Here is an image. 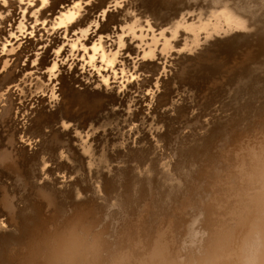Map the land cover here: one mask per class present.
Returning <instances> with one entry per match:
<instances>
[{
	"label": "bare ground",
	"instance_id": "6f19581e",
	"mask_svg": "<svg viewBox=\"0 0 264 264\" xmlns=\"http://www.w3.org/2000/svg\"><path fill=\"white\" fill-rule=\"evenodd\" d=\"M64 1L63 0V5H64ZM81 1V0H80ZM84 1V0H83ZM106 1V0H104ZM129 3L127 2V4H129V6H125L127 8H134L135 14L136 16L133 17L132 19V23H131V19L127 20L125 19V21L130 22L129 24L131 25V29L134 30H142V34L140 32V36H141V43L140 44H144L142 42H144V40H147V36L148 33L150 32V34L157 29L159 31V35L156 34H151L152 36H150L149 42L147 46L151 52L149 53H145V58L143 56V59H149L148 63H145L141 65V69L139 70H149V72L152 73V78L149 79H145L144 83H152L155 82L156 85H158V83H160V80L158 78V76L162 75V74H166L164 72L165 70V65H159L156 62H151V60H155V58L158 57L159 60L165 61L167 63V60H169V56L173 55L172 51L177 49H181L182 51H185L186 53H193L195 51H198L199 48H203L206 47L207 44L210 43L211 39H217L218 36H233L238 37L241 32L247 31L250 29L251 27V22L248 19V17L245 14V10L244 7L240 4L241 0H214L213 4H211L209 7L207 8H193V7H188V6H183L177 8L175 11L170 12L169 13V9H167L168 7H164L165 5H169L171 3L172 0H128ZM259 1V0H258ZM62 2V0H61ZM66 2V1H65ZM85 2V1H84ZM96 2V1H95ZM108 2V1H107ZM105 2V3H107ZM109 2H111V0H109ZM113 2V1H112ZM111 2V4H112ZM117 0H116V5H117ZM69 3V2H67ZM77 3V2H76ZM98 3V2H97ZM99 3H101V0L99 1ZM98 3V4H99ZM104 2H102L101 4L107 5ZM114 3V2H113ZM119 4V2H118ZM183 4V3H182ZM70 5V4H68ZM73 5V4H72ZM83 5V4H82ZM190 5V4H189ZM241 5V6H240ZM65 6V5H64ZM100 6V5H99ZM98 6V7H99ZM103 6V5H102ZM67 7V6H66ZM70 7V6H69ZM83 7V6H82ZM92 7V6H91ZM94 7H97L96 5ZM97 7V8H98ZM108 7V6H107ZM103 9V7H101ZM100 8V9H101ZM106 8V7H105ZM176 8V7H175ZM118 10V9H117ZM92 11V10H91ZM95 11V9H94ZM93 11V12H94ZM129 11V9H128ZM127 11V12H128ZM133 11V10H132ZM131 11V12H132ZM79 12V11H78ZM86 12V11H85ZM126 10H125V14L123 12H121V15H126ZM166 12L164 15L163 13ZM73 13V12H72ZM70 16L65 17V19H68V22H71L70 19H74V13ZM90 13V11H89ZM95 13V12H94ZM106 13V11H105ZM130 13V12H129ZM134 13V11L132 12ZM76 14V13H75ZM81 14V13H80ZM97 14V13H95ZM120 14V13H119ZM128 14V13H127ZM89 15V14H88ZM86 15V16H88ZM113 16V14H111ZM115 18L116 13H114ZM120 15V16H121ZM85 16V17H86ZM90 16V15H89ZM88 16V17H89ZM94 16V15H93ZM109 18L115 19L112 16L108 15ZM107 16V18H108ZM120 16L117 17V19H120ZM129 16V15H127ZM86 17V18H88ZM98 17V16H97ZM132 17V16H131ZM91 18V16H90ZM93 19H95V17H92ZM130 18V16L128 17V19ZM64 19V20H65ZM81 19H85V18H81ZM97 19V18H96ZM110 20V19H109ZM120 23L122 22V17L120 19ZM124 20V19H123ZM84 21V20H83ZM87 21V19L85 20ZM92 21V20H91ZM90 21V22H91ZM95 21V20H94ZM93 21V22H94ZM113 21V20H112ZM112 21H108L109 23L111 22V24L114 26V24L112 23ZM115 21V20H114ZM124 21V22H125ZM75 22V20H74ZM98 22V21H97ZM116 25L117 24V21ZM72 23V22H71ZM70 23V24H71ZM82 23V22H81ZM85 23V22H84ZM89 23V20L88 22ZM86 23V24H87ZM105 22L104 23V27L107 25V29L113 28V26L109 25V23ZM119 23V21H118ZM85 24V25H86ZM90 24V23H89ZM88 24V25H89ZM92 24V23H91ZM90 24V25H91ZM93 24H97L100 25V23H93ZM92 24V25H93ZM106 24V25H105ZM122 24V23H121ZM125 23H123L124 25ZM64 25V24H63ZM66 25V24H65ZM79 25V24H78ZM84 25V24H83ZM82 25V26H83ZM84 25V26H85ZM109 25V27H108ZM115 25V26H116ZM126 25V24H125ZM128 25V26H130ZM146 25V26H145ZM72 26V25H71ZM74 26H77L74 25ZM74 29H77V27H74ZM81 26V25H80ZM102 26V25H101ZM117 26L115 29H117ZM122 26V25H121ZM143 26H145L146 28H144ZM86 27V26H85ZM98 27V26H97ZM125 27V26H124ZM65 28V26H64ZM72 28V27H71ZM89 26L86 27V30L89 31ZM95 28V27H94ZM94 28H92L94 30ZM120 28V27H119ZM118 28V29H119ZM129 28V27H128ZM127 25L125 27L126 30H128ZM129 28V30H131ZM81 29H84L83 27ZM103 29V28H101ZM98 30V32H103L104 30ZM105 29V33L106 30ZM124 29V28H123ZM146 29V31H145ZM70 30V29H69ZM122 30V29H121ZM155 30V31H157ZM72 31V30H70ZM78 31V30H75ZM85 30H83L84 32ZM92 31V30H91ZM120 31V30H119ZM132 31V30H131ZM157 31V32H158ZM73 32V31H72ZM108 32V31H107ZM113 32V31H112ZM112 32L110 33V35L112 34ZM124 32V31H123ZM122 32V33H123ZM137 32V31H136ZM146 32V33H145ZM89 33V32H87ZM120 33V32H119ZM127 33H130L127 31ZM103 34V33H102ZM101 34V35H102ZM131 34V33H130ZM133 34V33H132ZM138 34V32H137ZM85 37H89L91 38V35H87L86 33L84 34ZM95 35V34H94ZM97 35V34H96ZM99 35V34H98ZM100 35V36H101ZM109 35V34H108ZM109 35V36H110ZM119 35V34H117ZM129 35V34H128ZM124 36V35H123ZM134 36V34H133ZM139 36V35H138ZM79 37V35H78ZM136 37V36H135ZM74 38V37H73ZM76 38V37H75ZM84 38V37H83ZM95 38V37H94ZM99 38V36H98ZM102 38V37H101ZM123 38V37H122ZM262 38V37H261ZM79 39L81 40V38L79 37ZM78 39V40H79ZM85 39V38H84ZM87 41L89 42L88 38H86ZM85 39V40H86ZM97 40V37L95 38ZM140 39V38H139ZM133 40V39H132ZM135 40V39H134ZM92 42L94 41L91 40ZM116 41V40H115ZM120 41V40H119ZM129 41V40H128ZM138 40L136 39V42ZM84 42V41H83ZM86 42V41H85ZM86 42V45L87 43ZM98 42V41H96ZM101 45L103 43V41H100ZM122 42V41H121ZM126 42V40L124 41ZM130 42V41H129ZM21 43V42H20ZM99 43V42H98ZM116 43V42H114ZM114 43L111 44L110 48L111 49L114 45ZM119 43V42H118ZM127 43V42H126ZM125 43V44H126ZM260 43V42H259ZM75 44V43H74ZM83 44V43H82ZM94 44V43H93ZM124 44V45H125ZM128 44V43H127ZM134 44V43H133ZM147 45V42L145 43ZM51 45V44H50ZM78 45V44H77ZM96 45V44H95ZM94 45V46H95ZM100 45V46H101ZM138 45V44H137ZM160 45H162V49L160 51ZM216 45V44H215ZM73 46V45H72ZM76 46V45H75ZM89 46V44L87 45ZM93 46V47H94ZM97 46L99 47V45L97 44ZM104 46H108V42L107 44L105 43V45H103V50L106 49L104 48ZM123 46V45H122ZM133 46V45H132ZM139 46V45H138ZM141 46V45H140ZM160 48H159V47ZM263 46V45H262ZM74 47V46H73ZM77 47V46H76ZM83 47V46H82ZM82 47L80 46V48L82 49ZM85 47V46H84ZM83 47V48H84ZM92 47V44L90 43V49ZM102 47V46H101ZM100 47V48H101ZM116 47V46H115ZM129 47V46H128ZM144 47V45H143ZM142 47V48H143ZM155 47L159 48V54L155 53L156 55H154V52L152 51ZM29 48V47H28ZM50 48H52L51 50H53V47L50 46ZM75 48V47H74ZM95 48V47H94ZM119 48H121L120 44H119ZM134 48V46H133ZM141 48V47H140ZM208 48V47H207ZM214 48V47H213ZM216 48V47H215ZM86 49V47H85ZM93 49V48H92ZM96 49V48H95ZM107 49L106 52H109ZM114 49H118L114 48ZM130 49V48H129ZM145 49L147 50V48L145 47ZM144 49V50H145ZM253 49V48H252ZM258 49V48H257ZM262 49V48H261ZM26 50V49H25ZM24 50V52H22L23 54L26 53L25 55H27V52ZM30 50V49H29ZM36 50V49H34ZM48 50V49H47ZM46 50V51H47ZM55 50V49H54ZM87 50H89L87 48ZM97 50V49H96ZM96 50H92L95 51ZM102 50V48H101ZM99 50V51H101ZM122 50V49H121ZM133 50V49H132ZM134 50H138L136 49V47L134 48ZM141 50V49H140ZM140 50H138V52H140ZM145 50V51H146ZM156 50V48H155ZM226 50V49H225ZM256 50V49H255ZM31 51V50H30ZM50 51V50H49ZM48 51V53H50ZM76 50H74L73 52H75ZM86 51V50H85ZM127 51V50H126ZM131 51V49H130ZM135 51H131L132 53H134ZM245 51V50H244ZM249 50H247L246 52H248ZM80 52V51H79ZM78 52V53H79ZM88 52V51H87ZM86 52V53H87ZM98 52V50H97ZM102 52V53H101ZM100 54L101 56L103 55V51H101ZM105 52V54H106ZM250 52V51H249ZM22 53H21V57H22ZM47 53V52H45ZM47 53V55H49ZM77 53V52H76ZM83 53V52H82ZM80 52V54H82ZM111 53V52H110ZM109 55L111 56L112 54ZM119 53V51L117 52V54ZM142 53V51H141ZM217 53V52H215ZM252 53V51L250 52ZM55 54V53H54ZM94 54V53H93ZM126 54V53H125ZM137 54V53H136ZM135 54V55H136ZM248 54V56H247ZM246 56L243 52L244 57H248L249 59V53H247ZM45 55V56H47ZM51 55V54H50ZM49 55V56H50ZM92 55V53H91ZM95 55V54H94ZM108 55V54H106ZM105 58H108L106 57ZM113 55H116L113 54ZM177 55H180V53H177ZM214 55V54H213ZM242 55V54H241ZM255 55V54H254ZM29 56V55H28ZM27 56V57H28ZM90 56V55H89ZM88 56V58H89ZM208 56H210V53L208 54ZM226 56V55H225ZM18 57V56H17ZM24 57V56H23ZM22 57V58H23ZM26 57V56H25ZM54 57V56H53ZM52 57V58H53ZM74 57V56H73ZM81 57V56H80ZM78 57V58H80ZM86 57V56H84ZM83 57V58H84ZM103 57V56H102ZM101 57V59H102ZM113 57V56H112ZM111 57V59H112ZM181 57V56H180ZM212 57V56H211ZM235 57V55H234ZM10 58V57H9ZM21 58V59H22ZM29 58V57H28ZM31 58V57H30ZM34 58V56H33ZM36 58V57H35ZM45 58V57H43ZM42 58V60H43ZM48 57H46L47 59ZM51 58V59H52ZM93 58H95L94 56L91 57L92 60ZM98 58V57H97ZM96 58V59H97ZM100 58V56H99ZM98 60H101L99 59ZM183 58H186L187 60L190 59L188 56L184 55ZM199 58V56L197 57ZM226 58V57H225ZM246 58H244L243 60L245 61ZM251 58L252 55H251ZM12 59V58H11ZM20 59V58H18ZM109 59V58H108ZM110 59V60H111ZM203 59V58H202ZM235 59V58H234ZM237 59V58H236ZM247 59V60H248ZM50 60L49 58L47 59V61ZM83 60V59H82ZM87 60V59H86ZM104 60V57L103 59ZM106 60V59H105ZM104 60V61H105ZM176 60V59H175ZM180 60V59H179ZM200 60V58H199ZM210 60V59H209ZM229 60V59H228ZM240 60V59H239ZM253 60V59H252ZM256 60V59H255ZM23 62V60H20ZM44 61L46 62V60L44 59ZM56 61V60H55ZM75 61V60H74ZM95 61V59H94ZM92 60V63L94 62ZM103 61V63H104ZM109 61V60H108ZM108 61L107 66L108 65ZM115 61H118L115 60ZM114 60L111 61V63L114 64L115 62ZM202 61V60H201ZM205 61V60H204ZM238 61V60H237ZM236 61V62H237ZM242 61V63L244 62ZM250 61V60H249ZM52 62V60L50 61ZM97 62V61H96ZM175 62V61H174ZM207 62V60H206ZM222 62V61H221ZM255 62V61H254ZM264 62V61H263ZM7 63V62H6ZM19 63V62H18ZM17 63V66L19 68H21ZM21 63V62H20ZM48 63V62H47ZM75 64V62H73ZM92 63L90 61V64L92 66ZM100 63V61H99ZM128 63V62H127ZM183 63V62H182ZM190 63V62H189ZM211 63V62H210ZM220 63V62H219ZM234 63V62H232ZM247 63V62H246ZM245 63V64H246ZM251 63V62H250ZM49 64V63H48ZM70 64V63H69ZM84 64V63H83ZM82 64V65H83ZM86 64V63H85ZM89 64V63H88ZM103 64V65H104ZM111 64V65H113ZM165 64V63H164ZM173 65L175 63H172ZM228 64V63H227ZM50 65V64H49ZM56 65V63H55ZM94 65V64H93ZM104 65V66H105ZM179 65V64H177ZM208 65V63H207ZM211 65V64H210ZM217 65V64H216ZM219 65V64H218ZM229 65V64H228ZM240 65V64H239ZM243 65V64H241ZM16 66V65H15ZM16 66V67H17ZM30 66V65H29ZM28 66V67H29ZM68 66V65H67ZM80 66V64H79ZM86 66V65H85ZM88 66V65H87ZM90 66V65H89ZM135 66V65H134ZM133 66V67H134ZM170 66V65H169ZM180 66V65H179ZM178 66V67H179ZM182 66V65H181ZM180 66V68H182ZM184 66V65H183ZM226 66V65H225ZM238 66V64L236 65ZM96 66L94 65V69ZM102 67V66H101ZM100 67V69H101ZM175 67V66H174ZM198 67V66H197ZM205 67V65H204ZM235 67V65H234ZM239 67V66H238ZM75 68V67H74ZM104 68V67H103ZM106 68V67H105ZM112 68V66H111ZM177 68V66H176ZM226 68V67H224ZM232 68V67H231ZM237 68V67H236ZM240 68V67H239ZM12 69V68H11ZM63 69V68H62ZM88 69V68H87ZM108 69V68H106ZM113 69V68H112ZM172 69V68H171ZM227 69V68H226ZM13 70V69H12ZM44 70V69H43ZM67 70V69H66ZM136 71V69H134ZM169 70V69H168ZM180 70H184V69H180ZM191 70V68H190ZM61 71V70H60ZM69 71V70H68ZM67 71V72H68ZM93 71V70H92ZM90 71V72H92ZM101 71V70H100ZM99 71V72H100ZM122 71V70H121ZM186 71V70H185ZM198 71V70H197ZM207 71V70H206ZM216 71V70H215ZM232 71V70H231ZM230 71V72H231ZM234 71V70H233ZM241 71V70H240ZM14 72H17L14 71ZM13 72V73H14ZM19 72V71H18ZM32 72V71H31ZM55 72V71H53ZM80 72V71H79ZM95 72V71H94ZM112 72V71H111ZM124 72V71H123ZM127 72V71H126ZM130 72V71H129ZM128 72V73H129ZM144 72V71H143ZM179 72V70H178ZM193 72V71H191ZM190 72V74H191ZM196 72V71H195ZM226 72V71H225ZM10 73V72H9ZM48 73V72H47ZM74 75L75 71L73 72ZM77 73V72H76ZM98 73V70H97ZM104 73V72H103ZM102 73V75H104ZM146 73V72H145ZM175 73V72H174ZM184 73V72H183ZM180 74V75H183ZM197 73V72H196ZM240 73V72H239ZM64 74V73H63ZM62 74V75H63ZM87 74V73H86ZM94 74V73H93ZM100 74V73H98ZM115 74V72H114ZM122 74V73H121ZM147 74V73H146ZM149 74V73H148ZM169 74V73H168ZM167 74V75H168ZM177 74V73H176ZM201 73H199L200 75ZM211 74V73H209ZM213 74V73H212ZM230 74V73H229ZM7 75V74H6ZM14 75V74H13ZM65 75V74H64ZM69 75V74H68ZM68 75L66 77H68ZM73 75V76H74ZM97 75V74H96ZM95 75V76H96ZM102 75H99L102 76ZM137 75V74H136ZM142 75V74H141ZM151 75V74H150ZM174 75V74H172ZM89 76V75H88ZM113 76V75H112ZM126 76V74H125ZM124 76V77H125ZM169 76V75H168ZM186 76V75H185ZM190 76V75H189ZM194 76V75H193ZM196 76V74H195ZM194 76V77H195ZM198 76V75H197ZM206 76V74H205ZM221 76V75H220ZM225 76V74H224ZM8 76H6V78L4 80L7 79ZM65 77V76H61ZM65 77V78H66ZM70 77V76H69ZM91 77V76H90ZM122 77V76H121ZM123 77V78H124ZM142 77V76H141ZM155 77H157L156 79H154ZM163 77V76H162ZM175 77V76H174ZM216 77V76H215ZM244 77V76H243ZM60 78V77H59ZM64 78V79H65ZM74 78V77H73ZM131 78V76H130ZM145 78V77H143ZM164 78V77H163ZM178 78V77H177ZM176 78V79H177ZM219 78V77H217ZM229 78V77H228ZM67 79V78H66ZM72 79V77H71ZM89 79V77H88ZM92 79V78H91ZM90 79V80H91ZM126 79V78H125ZM181 79V78H180ZM191 79V78H188ZM195 79V78H194ZM197 79V77H196ZM7 80H12V78L8 77ZM58 80V79H57ZM74 80V79H73ZM96 80V79H95ZM109 80V79H108ZM169 80V79H167ZM179 80V79H178ZM183 80V79H182ZM185 80V78H184ZM199 80V78H198ZM204 80V79H202ZM210 80V79H209ZM219 80V79H218ZM228 80V79H227ZM236 80V79H235ZM15 81V80H14ZM19 81V80H18ZM54 81H56L54 79ZM53 81V83H55ZM64 81V80H62ZM66 82H69L67 80H65ZM77 81V80H76ZM75 81V82H76ZM143 81V80H141ZM192 81V80H191ZM188 80V82H191ZM196 81V80H195ZM213 81V80H212ZM223 81V80H222ZM3 82V81H2ZM10 82V81H9ZM12 82V81H11ZM39 82V80H38ZM37 82V83H38ZM75 82H73L75 84ZM97 82V81H96ZM180 82V81H179ZM178 82V83H179ZM193 82V81H192ZM200 82V81H199ZM204 82V81H203ZM210 82V81H209ZM214 82V81H213ZM220 82V81H219ZM225 82V81H224ZM223 82V83H224ZM7 83V82H6ZM40 83H42L40 81ZM62 83V82H61ZM60 83V84H61ZM65 83V82H64ZM63 85V88L61 90V92H59V94L62 96V103L60 105V108L58 110V112L56 113H47L46 116H50L52 115L54 117V119H50L48 120L45 116V119H47L45 121V123H42V121H44L45 119H39V117L36 118V120H38V124L39 121L41 122V124H39V132H37V127L30 128V131L28 132V128H27V124L29 125L30 119L28 117H26L24 110L22 111H18L20 109V107H18V105L16 104V100H13V97L15 96L14 93L11 92V94L8 92L7 98L6 100H2V103H5L4 107H0V115L4 118L3 115H5V117L7 116V114H11L9 116L10 119H2L0 118V127H1V133L2 134L4 132V136H3V140L0 142V209L2 210V208L5 209V211L7 212L6 217L2 214H4L3 212L1 213L0 210V222H7V226H11L10 224H13L12 227L15 228L16 233L14 232H10V238L13 242H14V246L15 247H11L10 245V249H7V251H4V256H3V260L2 263L0 264H35V262L38 259V249H37V242L40 240L41 237H43L46 234H51L55 231H57L58 229L64 227L69 221L73 220L74 218H76L79 214H80V210L82 208H86L88 209V222H89V226L92 228V230L94 232H97L103 241V245H104V251L107 255L108 258L111 257H123L126 261V264H207L208 261L211 260H218L219 264H239V261L243 255V253L241 252L240 249V241L243 240L248 234L249 232L252 230V226L253 223L255 221H257L260 216H261V208H262V198H264V118H262V121L258 120L260 123V125H256L253 124L254 126L249 127V129L246 131H240L238 133V131L233 133H229L230 135L228 137L224 138V135L222 136L223 138H221L220 134H218L220 136L219 139L221 140V147H215L212 141L210 142V140H208L210 143L207 145V147L203 146L204 149H201L203 151H201V159H199V161L197 162L199 165V171H198V175H195L196 177L190 175L187 177L188 182L184 183L183 185L185 186V188H181L183 189V191L179 190L177 192L174 193H170L166 195L165 198H167V201H165L163 198L164 194L162 195V198L160 197V199H162L163 201H161L158 197H155L154 194L152 193L153 191H151L152 189L149 187V185H140L141 189H139V196H136L138 198L134 199L131 196L133 195V191H131L129 188V186L126 187H121L122 189H124V193L122 195L118 194L117 196L114 197V194L116 193V188H118L116 185V183H114V180H110L109 178L105 180H101L103 182V186L102 183L101 184V190L102 193L104 195V198H101L103 201L105 202H110L112 200L115 199V203H111L112 207L110 209V211H106L105 207L103 206L102 203L99 202V197H97V199H93L94 197H91V195L86 194V190L83 192H81L80 190L78 191L77 189H75L76 187H74L73 189H70V191H64L67 192L64 195V198L66 197V200H61V202H59L58 198H56L54 195L49 194V189L50 188H45V189H39L36 192L37 189V185L35 188V192L34 194H30V191H32V188L28 187V185L33 184L32 182H30V180L33 181L34 179L37 180V178H40L39 176H37L38 174L36 173L38 168L34 167L33 164V157L31 155L32 152H29V146H26L22 140H25V143H31V138L34 136V133H42L43 135H45L44 139H49L47 135L52 134V137L48 140H52V147H63L60 146L63 142V140H66V138H63V140H61L60 136L56 137L55 135H59V134H55L54 136L57 139V143L56 141L53 142V140L55 139L53 136V133L57 132V131H61V129L63 128L64 130H67V128L70 127V123L72 122H67L64 119V114H66V116H69V120L71 121L73 118L78 119L76 120L74 123H78V125L80 124V128L81 127H86V129L88 130V132H91V135L94 136L93 134L95 132H97V130L103 129V132L106 131V127L108 126H113L112 132L116 131V134H114V136H116V138L111 139L113 141H111L112 143L114 142H118V144L120 146H122L123 148L126 146V142L130 140V133L131 132H123L124 129L132 126L133 121L136 119V117L138 115H135L136 117L133 116V113H129L130 108H132V106L130 107V104L132 102V100H125L129 104V111H127V113L124 114H128V116H126L128 119H124L123 122H121L119 120V114L115 113L113 110L111 111V115L109 116H105L102 117L101 116L99 118H96L98 112L102 109H105L107 106H111L114 107L115 106V102H114V96L111 95V92H109L106 88V90H89V89H84V91H79L74 87V84H70L69 83H65L66 85ZM72 83V80H71ZM79 83V82H78ZM166 82H164L165 84ZM170 83V82H169ZM206 83V82H205ZM218 83V81H217ZM5 84V83H4ZM10 84L12 83H7V85L5 87H2V91L3 90H7V88H9ZM21 84V83H20ZM153 84V83H152ZM163 85V83H161ZM168 84V82L166 83V85ZM177 84V83H176ZM185 84V83H183ZM182 84V85H183ZM192 84V83H191ZM44 85V84H43ZM89 85V84H88ZM106 85V84H105ZM148 85V84H147ZM170 85V84H169ZM168 85V86H169ZM173 85V83H172ZM207 85V84H206ZM211 86L213 84H210ZM218 86H221L219 84H217ZM4 86V85H3ZM49 86V85H48ZM79 86V85H78ZM109 86V85H108ZM153 86V85H152ZM165 86V85H163ZM178 86V84H177ZM187 86V85H186ZM194 85H191V87H193ZM62 86H60L61 88ZM91 87V86H90ZM104 87V86H103ZM102 87V88H103ZM141 87V86H140ZM147 87V86H146ZM149 87V86H148ZM195 87V86H194ZM200 87V86H199ZM203 87V86H201ZM200 87V88H201ZM217 87V86H216ZM43 88V87H41ZM82 88V86L80 87ZM78 88V89H80ZM100 88V87H99ZM101 88V89H102ZM119 88H123V87H119ZM153 88V87H152ZM164 88V87H163ZM169 88V87H167ZM206 88V87H205ZM213 88V87H211ZM215 88V85H214ZM222 88V87H220ZM48 89V88H47ZM50 89V87H49ZM47 90V92L50 90ZM53 89V88H51ZM133 89V87H132ZM136 89V87L134 88ZM172 89V88H170ZM168 89V90H170ZM179 89H181L179 87ZM178 89V90H179ZM190 89V88H189ZM193 89V88H192ZM197 89V88H196ZM207 89L210 90V87H208ZM216 89V88H215ZM32 90V89H31ZM37 90V89H36ZM55 90V89H54ZM164 90V89H163ZM195 90V89H193ZM214 90V89H213ZM14 91V90H13ZM42 91V90H41ZM132 91V90H130ZM166 91V89H165ZM16 92V91H15ZM118 92V91H117ZM152 92V90H151ZM162 92V89H161ZM171 92V91H170ZM198 92V90H197ZM206 92V91H205ZM31 93V92H29ZM52 93V92H51ZM133 93V92H132ZM137 93V92H135ZM140 93V92H139ZM182 93V92H181ZM207 92V96H208ZM212 93V92H211ZM218 93V92H216ZM32 94V93H31ZM117 94V93H115ZM114 94V95H115ZM129 94V93H128ZM145 94V93H144ZM156 94V93H155ZM162 94V93H161ZM160 94V95H161ZM169 94V92H168ZM167 94V96H168ZM200 94V93H199ZM56 94L54 93V96ZM119 95V94H118ZM131 95V94H130ZM173 95V94H172ZM204 95V93H203ZM214 95V94H212ZM221 95V94H220ZM223 95V94H222ZM221 95V96H222ZM225 95V94H224ZM249 95V94H248ZM2 96V95H1ZM49 96V95H48ZM53 96V97H54ZM113 96V97H112ZM116 96V95H115ZM119 96L122 97V95L120 94ZM133 96V95H131ZM202 96V95H201ZM210 96V95H209ZM218 96V95H217ZM5 97V96H4ZM38 97V96H37ZM52 97V96H51ZM50 99H53L51 98ZM127 97V96H126ZM170 97V96H169ZM196 97V96H195ZM200 97V96H199ZM36 98V97H35ZM113 98V99H112ZM116 98V97H115ZM118 98V97H117ZM120 98V97H119ZM115 99V101L118 100L120 101V99ZM125 98V97H124ZM160 98V97H159ZM168 100V97H166ZM177 98V96H176ZM203 98V97H202ZM206 98V97H205ZM42 99V97H41ZM143 99V98H142ZM154 99V98H153ZM152 99V100H153ZM174 99V98H173ZM210 99V98H209ZM20 100V98H19ZM49 100V99H48ZM48 100H44V101H48ZM123 100V99H122ZM163 100V99H162ZM166 100V101H167ZM200 100V99H198ZM207 100V98H206ZM32 101V100H31ZM160 101V100H159ZM165 101V103H166ZM169 101V100H168ZM197 101V100H196ZM204 101V99L202 100ZM214 101V100H213ZM225 101V100H224ZM43 102V101H42ZM124 102V100L122 101ZM120 102V104H124ZM149 102V101H148ZM161 102V101H160ZM164 102V100H163ZM171 102V101H170ZM169 102V103H170ZM179 102V100H178ZM216 102V101H215ZM1 103V105H2ZM18 103V102H17ZM26 103V102H25ZM31 103V102H30ZM30 103L28 106H30ZM45 103V102H44ZM116 103V104H117ZM157 103H159L157 101ZM156 103V104H157ZM163 103V104H165ZM188 103V102H187ZM32 104V103H31ZM35 104V102H34ZM52 104V103H51ZM119 104V105H120ZM142 104V103H141ZM147 104V103H146ZM198 104V103H197ZM204 104V103H203ZM212 104V103H210ZM216 104V103H215ZM0 105V106H1ZM26 105V104H23ZM118 105V104H117ZM159 105V104H158ZM202 105V103H201ZM36 106V105H34ZM124 106V105H122ZM183 106V105H182ZM208 106V105H207ZM215 106V105H214ZM228 106V105H227ZM14 107V109L12 108ZM44 107V106H43ZM49 107V106H48ZM56 107V106H55ZM125 107V106H124ZM127 107V106H126ZM161 107V106H160ZM159 107V108H160ZM185 107V106H184ZM22 108V107H21ZM121 108V107H120ZM128 108V107H127ZM125 108V109H127ZM180 108V107H179ZM178 108V109H179ZM201 108H203L201 106ZM22 109H25L22 108ZM27 109H29V107H27ZM34 109V108H33ZM107 109V108H106ZM146 109V108H145ZM186 109V108H185ZM198 109V108H197ZM209 109V108H208ZM256 109V108H255ZM110 110V109H109ZM141 110V109H140ZM159 110V109H158ZM180 110V109H179ZM207 110V109H206ZM41 111V110H40ZM39 110H37V112H40ZM106 111V110H105ZM151 111V110H150ZM161 111V110H160ZM188 111V109H187ZM204 111V110H203ZM242 111V110H241ZM32 112V111H31ZM52 112V111H51ZM55 112V111H54ZM104 112V111H103ZM179 112H182L179 111ZM186 112V111H185ZM189 112V111H188ZM205 112V111H204ZM28 113V110H27ZM43 113V114H42ZM43 111H41V115L46 114ZM137 113V112H136ZM157 113V112H156ZM160 113V112H158ZM184 113V112H182ZM211 113V112H210ZM21 116H20V115ZM34 114V113H33ZM49 114V115H48ZM122 114V112H121ZM180 114V113H179ZM203 114V113H202ZM206 114V113H205ZM14 115H16V117H14ZM38 115V114H37ZM40 115V113H39ZM162 115V114H161ZM178 115V114H177ZM189 115V114H188ZM0 116V117H1ZM27 118H25V117ZM35 116V115H33ZM124 116V115H123ZM121 116V117H123ZM132 116L135 118L133 119ZM153 116V115H152ZM184 116V115H183ZM41 117V116H40ZM73 117V118H71ZM130 117V118H129ZM140 117V115H139ZM137 118V120H139L140 118ZM166 117V116H165ZM178 118V116H176ZM181 117V116H180ZM185 117V116H184ZM183 117V119H185ZM207 117V116H206ZM205 117V118H206ZM241 117V115L239 116ZM254 117V116H253ZM8 118V117H7ZM15 118L17 120H15ZM18 118L19 121H18ZM21 118H24V120L20 121ZM35 118V117H34ZM33 118V119H34ZM44 118V117H43ZM71 118V119H70ZM132 118V119H131ZM158 118V116H157ZM189 117H187L186 119H188ZM225 118V117H224ZM259 118V117H258ZM32 119V121H33ZM68 119V118H66ZM163 119V118H162ZM169 119V118H168ZM182 119V118H181ZM182 119V120H183ZM196 119V118H195ZM35 120V119H34ZM132 120V121H131ZM135 120V121H137ZM141 121H144L143 119H140ZM139 120V121H140ZM159 120V119H157ZM180 121V118L178 119ZM181 120V121H182ZM193 120V119H192ZM238 120V119H237ZM236 120V122H237ZM248 120V119H247ZM27 121V122H26ZM149 121V120H148ZM153 121V120H152ZM172 121V120H171ZM35 122V121H34ZM165 122V121H162ZM229 122V121H228ZM239 122V120H238ZM254 122V121H252ZM250 121V123H252ZM256 122V120H255ZM262 122V123H261ZM36 123V122H35ZM161 123V122H160ZM173 123V121H172ZM182 122H180L181 124ZM189 123V122H188ZM198 123V122H197ZM196 123V124H197ZM203 123V122H201ZM211 123V122H209ZM217 123V122H216ZM33 123H31L32 125ZM37 124V123H36ZM124 124L126 126H124ZM146 124V123H144ZM143 124V125H144ZM165 124V123H164ZM200 124V123H199ZM212 124V123H211ZM231 124V123H230ZM69 125V126H68ZM74 124H71V126ZM77 125V126H78ZM166 125V124H165ZM189 125V124H188ZM234 125V124H233ZM236 125V123H235ZM241 125V124H240ZM33 126V125H32ZM68 126V127H67ZM76 125H74L75 127ZM76 126V127H77ZM89 126V127H88ZM170 126V125H169ZM167 126V127H169ZM185 126V125H184ZM183 126V127H184ZM203 126V125H201ZM229 125H227L228 127ZM238 125L235 126V128ZM242 126V125H241ZM30 127V126H28ZM35 127V125H34ZM73 127V126H72ZM71 127V128H72ZM79 127V126H78ZM135 127V126H134ZM148 127V126H147ZM174 127V126H173ZM182 127V128H183ZM193 127V126H192ZM225 127V128H227ZM233 127V126H232ZM70 128V129H71ZM79 128V131H80ZM177 128V127H176ZM201 128V127H200ZM215 128V127H214ZM229 128V127H228ZM233 128V129H235ZM36 129V131L32 134L33 130ZM47 129V130H46ZM49 129V130H48ZM62 131L63 135L65 136L66 134H69V136H71L70 139V144H72L73 147H75L76 145H78L79 147L85 148L84 151L87 154V169L89 168L90 172L87 173L86 171V165L85 162L84 165L85 167L83 169H85V173L89 174L91 173V176H96L98 174H104L103 171L107 170L109 171L110 169V163H108L107 160V154L103 152H100V155L97 157V155L94 154V152L91 150V147L88 146L89 140L91 135L87 134L86 132H84L87 136H82L78 131L75 132L74 128L73 131L70 133L67 131ZM76 129V128H75ZM85 129V128H84ZM85 129V130H86ZM140 129V128H139ZM180 129V128H179ZM72 130V129H71ZM84 130V131H85ZM86 130V131H87ZM141 130V129H140ZM174 132L178 131L176 129H172ZM181 130V129H180ZM215 130V129H214ZM219 130V128H218ZM224 130V129H223ZM222 130V131H223ZM239 130V129H238ZM32 131V132H31ZM169 131V130H168ZM167 131V132H168ZM231 131V128H230ZM229 131V132H230ZM31 132V133H30ZM68 132V133H67ZM82 132V131H81ZM166 132V133H167ZM172 132V131H171ZM181 132V131H180ZM193 132V131H192ZM221 132V131H220ZM232 132V131H231ZM27 133L32 134L31 138L29 137V139L26 137L28 136ZM60 133V132H58ZM65 133V134H64ZM106 133V132H105ZM104 133V136H105ZM145 133V132H144ZM179 133V132H177ZM189 133V132H188ZM205 133V132H204ZM216 133V132H214ZM227 133V132H226ZM225 133V134H226ZM39 135L40 137L42 136ZM80 134V135H78ZM83 134V133H82ZM168 134V133H167ZM166 134V135H167ZM184 134V133H183ZM212 135H215L213 133H211ZM224 134V133H222ZM37 135V134H36ZM35 135V136H36ZM62 135V136H63ZM96 135V133H95ZM103 135V133H102ZM163 135V134H162ZM173 135V133H172ZM176 135V134H175ZM211 135V136H212ZM217 135V134H216ZM5 136H7L8 138H6ZM30 136V135H29ZM38 136V135H37ZM61 136V137H62ZM63 136V137H64ZM65 136V137H66ZM159 136V135H158ZM16 137V139H15ZM47 137V138H46ZM147 137V135H146ZM149 137V136H148ZM151 137V136H150ZM173 137V136H172ZM175 137V136H174ZM218 137V136H217ZM43 138V136L41 137ZM54 138V139H53ZM94 138V137H93ZM106 138V137H104ZM145 138V136H144ZM158 138V137H157ZM180 138V137H179ZM209 138V136L207 137ZM211 138V137H210ZM13 139V140H11ZM36 141L37 137H33V141ZM42 139V142L43 140ZM152 139V138H151ZM160 139V138H159ZM170 139V138H169ZM173 139V138H172ZM175 139V138H174ZM178 139V138H177ZM212 139V138H211ZM215 139V138H214ZM213 139V140H214ZM92 140V139H91ZM96 140V139H95ZM110 140V137H109ZM181 140V139H180ZM203 140V139H202ZM216 140V139H215ZM46 141V142H48ZM69 140L63 142V143H68ZM207 141V140H205ZM207 141V142H208ZM217 141V142H218ZM40 142V141H39ZM110 142V143H111ZM141 142V141H140ZM143 142V141H142ZM168 142V141H167ZM216 142V141H215ZM35 143V142H34ZM50 143V142H49ZM47 143V145L49 144ZM61 143V144H60ZM136 142L133 140V145ZM202 143V142H201ZM211 143H212V147H211ZM33 143H31L30 145H32ZM38 145V141L37 143H35ZM34 144V145H35ZM41 144V143H39ZM44 144V145H43ZM43 146H45V142H43ZM141 144V143H140ZM184 144V143H183ZM190 144V143H189ZM214 144V145H213ZM28 145V144H27ZM35 145V146H37ZM46 145V146H47ZM90 145V144H89ZM93 145V144H92ZM117 144H113V146H116ZM137 145V144H136ZM204 145V143H203ZM218 145V144H217ZM220 145V144H219ZM33 146V145H32ZM40 145H38L39 147ZM50 146V144H49ZM70 146V147H72ZM105 146V145H104ZM103 146V147H104ZM193 146V145H192ZM196 146V145H194ZM213 146L215 148H213ZM34 147V146H33ZM66 147V146H64ZM69 147V146H68ZM72 147V148H73ZM127 147V146H126ZM201 147V146H200ZM202 147V148H203ZM48 148V147H47ZM46 148V149H47ZM94 148V147H93ZM92 148V149H93ZM97 148V147H95ZM94 148V149H95ZM182 148V147H181ZM191 148V147H189ZM188 148V149H189ZM195 148V147H194ZM206 148V149H205ZM42 149V147H41ZM59 149V148H58ZM56 150L59 151V150ZM68 149V148H66ZM71 149V148H70ZM81 149V148H79ZM93 149V150H94ZM98 149V148H97ZM105 149V148H103ZM162 149V148H161ZM173 149V148H172ZM177 149V148H176ZM198 149V148H197ZM196 150H192L191 156L195 155L194 153H196ZM213 149V150H212ZM40 150V149H39ZM45 150V149H44ZM50 150V149H49ZM52 150V149H51ZM55 149L53 148L52 151H54ZM64 150V149H62ZM76 152V147L74 149ZM72 150L74 153L75 151ZM131 150V149H130ZM129 150V151H130ZM167 150V149H166ZM36 151V150H35ZM42 151V150H41ZM61 151V150H60ZM70 151V150H67ZM95 152L97 151L96 149L94 150ZM107 151V150H106ZM133 151V150H132ZM139 151V150H138ZM187 151V150H186ZM194 151V152H193ZM43 152V151H42ZM63 152V151H62ZM71 152V151H70ZM72 152V153H73ZM151 152V151H150ZM156 152V150H155ZM178 152V151H177ZM190 152V150H189ZM200 151L198 150L197 154ZM48 153V152H47ZM79 153V152H78ZM76 153V155L78 154ZM82 153V152H81ZM115 153V152H114ZM122 153V152H121ZM152 153V152H151ZM185 153V152H184ZM67 154V153H66ZM71 154V153H70ZM116 154V153H115ZM123 154V153H122ZM129 154V153H128ZM144 154V153H143ZM195 155V158H199L198 155ZM47 155V154H46ZM49 155V153H48ZM51 155V154H50ZM72 155V154H71ZM80 155V154H79ZM109 155V154H108ZM124 155V154H123ZM131 155V154H130ZM133 155V154H132ZM139 155V154H138ZM147 155V154H146ZM187 155H189L187 153ZM186 155V156H187ZM43 156V155H42ZM52 156V155H51ZM54 156V155H53ZM59 156V155H58ZM67 156V155H66ZM81 156V155H80ZM79 156V157H80ZM107 156V157H106ZM127 156V155H126ZM154 156V155H153ZM185 156V155H184ZM197 156V157H196ZM37 157V156H36ZM46 157V156H45ZM50 157V156H49ZM71 157V156H70ZM85 157V154H84ZM83 157V153H82V158L85 159ZM112 157V156H111ZM135 157V156H134ZM141 157V155H140ZM165 157V156H164ZM39 159V157H37ZM36 158V160H37ZM59 158V157H58ZM78 158V157H77ZM110 158V157H109ZM131 158H133L131 156ZM139 158V157H138ZM161 158V157H160ZM184 158V157H183ZM197 158V160H198ZM44 159V158H43ZM47 159V158H46ZM57 159V158H56ZM65 159V158H63ZM75 159V158H74ZM78 159H81L78 158ZM81 159V160H83ZM142 159V157L140 158V160ZM146 159V158H144ZM178 159V158H177ZM187 159V158H186ZM188 159L189 156H188ZM187 159V160H188ZM32 160V161H30ZM41 160V155H40V159L38 162H40ZM48 160V159H47ZM46 160V161H47ZM59 160V159H57ZM71 160V159H70ZM80 160V162H81ZM136 160V159H135ZM185 160V159H183ZM194 161V159H191L190 161ZM53 161V160H52ZM66 161V160H65ZM63 161V162H65ZM85 161V160H84ZM196 161V159H195ZM56 162V161H55ZM53 162V163H55ZM59 162V161H58ZM61 162V161H60ZM67 162V161H66ZM70 162V161H69ZM68 162V163H69ZM76 162V161H75ZM73 162V163H75ZM79 162V160H78ZM77 162V163H78ZM132 162V161H131ZM145 162V161H144ZM151 162V161H150ZM155 162V161H153ZM179 162V161H178ZM189 162V161H188ZM50 163V162H48ZM147 163V162H146ZM152 163V162H151ZM158 163V162H157ZM155 163V164H157ZM177 162H175V165ZM184 164V162H182ZM187 163V162H185ZM193 162H191L190 164L192 165ZM196 163V162H195ZM193 163V164H195ZM39 166L40 163H38ZM42 164V163H41ZM67 164V163H66ZM70 164V163H69ZM138 164V163H137ZM136 164V165H137ZM143 164V163H141ZM140 164V165H141ZM154 164V163H153ZM181 164V163H180ZM178 164V165H180ZM182 164V165H183ZM189 164V163H188ZM187 164V166H188ZM36 165V164H35ZM54 165V164H52ZM77 165V164H76ZM81 165V167H82ZM124 165V164H123ZM132 165V164H131ZM177 165V166H178ZM196 165V164H195ZM38 166V167H39ZM59 166V165H57ZM75 166V164H74ZM78 166V165H77ZM134 166V165H133ZM145 166V165H144ZM158 167V165H156ZM64 167V166H63ZM70 167V166H69ZM72 167V165H71ZM70 167V169H71ZM79 167V166H78ZM142 167V166H141ZM155 167V165H154ZM174 167V165H173ZM192 167V166H191ZM190 165L188 166V169L191 168ZM194 167V165H193ZM40 168V167H39ZM49 168V167H48ZM52 168V167H51ZM56 168V166H55ZM59 168V167H57ZM125 168V167H124ZM132 168V167H131ZM135 168V167H134ZM133 168V169H134ZM143 168V167H142ZM141 168V169H142ZM152 168V165H151ZM177 168V167H176ZM180 168V167H179ZM37 169V170H36ZM53 169V168H52ZM63 169V168H62ZM65 169V168H64ZM73 169V168H72ZM80 169V168H79ZM139 169V168H138ZM140 169V170H141ZM154 169V168H153ZM158 169V168H157ZM156 169V170H157ZM172 169V168H171ZM175 169V167L173 168ZM172 169V170H173ZM51 170V169H50ZM47 171L45 172L46 174L51 172V171ZM56 170V169H55ZM52 170V171H55ZM66 170H69L68 168ZM75 170V167L74 169ZM131 169H129L130 171ZM135 170V169H134ZM133 170V171H134ZM137 170V169H136ZM155 170V169H154ZM178 170V168H177ZM184 170V169H183ZM187 170V168H186ZM41 171V170H40ZM59 171V170H58ZM61 171V170H60ZM72 171V170H70ZM112 171V170H110ZM128 171V172H129ZM148 171V169H147ZM42 172V171H41ZM40 172V173H41ZM76 172H79L76 171ZM81 173H83L82 171H80ZM115 172V171H114ZM132 172V171H131ZM163 172V170H162ZM192 172H195L192 171ZM36 173V174H35ZM39 173V174H40ZM69 173V172H68ZM74 173V172H71ZM84 173V174H85ZM111 173V172H110ZM127 173V172H126ZM130 173V172H129ZM173 173V171H172ZM196 173H197V169H196ZM195 173V174H196ZM53 174V172H52ZM60 174V173H59ZM63 174V173H62ZM123 174V173H122ZM131 174V173H130ZM134 174V173H132ZM157 174V172L155 173ZM160 174V172H159ZM165 174V173H164ZM179 174V173H178ZM188 174V173H187ZM41 175V174H40ZM55 173L52 175L54 178ZM73 175V174H72ZM90 175V174H89ZM146 175V174H145ZM173 175V174H172ZM177 175V174H176ZM43 176V175H42ZM49 176H51V174L49 173ZM58 176V175H57ZM61 176V175H60ZM67 179L69 178L70 174L66 175ZM116 176V175H115ZM128 177H130L129 175H127ZM138 176V174H137ZM178 176V175H177ZM181 177H183L180 174ZM88 177V176H87ZM133 177V176H132ZM130 177L129 180L127 179V177L125 179H127L128 183L126 185H129L130 179L132 178ZM143 177V176H142ZM164 177V176H163ZM162 177V178H163ZM179 177V176H178ZM177 177V178H178ZM51 178V179H53ZM64 176L63 179L64 180ZM92 178V177H91ZM118 178V177H117ZM155 179V177H152ZM158 178V177H157ZM156 178V179H157ZM180 178V177H179ZM178 178V179H179ZM58 179V178H57ZM93 179V178H92ZM99 179V178H97ZM96 179V180H97ZM103 179V178H102ZM135 179V178H134ZM150 179V178H149ZM155 179V180H156ZM182 179V178H181ZM186 179V178H185ZM41 180V179H40ZM50 180V178H49ZM56 180V179H55ZM140 179H138L139 182ZM145 180V179H144ZM148 180V179H147ZM165 180V179H164ZM182 180V181H183ZM46 181V180H44ZM51 182L54 180H50ZM56 181H60V180H56ZM53 182L54 184L56 183ZM78 181V180H77ZM116 181V180H115ZM141 181V180H140ZM154 181V180H153ZM157 181V180H156ZM166 181V180H165ZM47 182V181H46ZM45 182V183H46ZM121 182V181H120ZM35 183V182H34ZM52 183V184H53ZM58 183V182H57ZM56 183V184H57ZM60 183V182H59ZM62 183V181H61ZM68 183V182H67ZM66 184V187L68 190L69 188L67 186H69L70 184ZM126 181L123 183L125 185ZM133 183V182H132ZM137 183V182H136ZM141 183H143L141 181ZM153 184L157 183L152 182ZM151 183V184H152ZM36 184V183H35ZM39 184V181H38ZM47 184V183H46ZM50 184V182H49ZM74 184V183H73ZM71 184V185H73ZM148 184V182H147ZM162 184V183H161ZM45 185V184H42ZM48 185V184H47ZM62 185V184H60ZM70 185V186H71ZM136 185V184H135ZM134 185V186H135ZM155 185V187H156ZM31 186V185H30ZM41 185H39L40 187ZM56 185H53V187ZM64 186V184L62 185V187ZM69 186V187H70ZM76 186V184H75ZM154 185H152L153 187ZM159 186V185H158ZM162 186V185H161ZM169 186V185H168ZM175 188V185H173ZM183 186V187H184ZM38 187V188H39ZM49 187V186H48ZM58 185L56 186L57 189ZM90 187V186H89ZM98 187V188H100ZM138 187V185H137ZM29 188L31 190H29ZM52 188V187H51ZM71 188V187H70ZM135 188V187H133ZM132 188V190H133ZM161 188V187H160ZM171 188V187H170ZM33 189H34V185H33ZM63 189V188H62ZM83 189V188H82ZM81 189V190H82ZM153 189H155L153 187ZM157 189V188H156ZM172 189V188H171ZM178 189V187H177ZM55 190L52 189L51 191ZM60 190V189H59ZM58 190V191H59ZM95 190V187H94ZM93 190V191H94ZM159 190H156V192ZM170 189L168 188V191ZM175 190V189H174ZM173 190V191H174ZM18 192V194L16 193V195H19V198L25 197L27 196L25 199H27L30 196L34 195V197L36 196L37 199H39L37 202L36 200L33 199V201H36L37 203H35L34 206H32L33 204H31V208L28 207V204H24L23 201H19L15 200L13 198V200L17 201L15 202V204L13 203V201L11 200V197L15 194V192ZM63 191V190H62ZM96 191H100L96 189ZM119 191V190H118ZM117 191V193H118ZM123 191V190H122ZM160 191V190H159ZM166 191V190H164ZM163 191V192H164ZM61 192V191H60ZM115 192V193H114ZM167 192V191H166ZM54 193V192H53ZM57 194V192H55ZM59 193V192H58ZM152 195H151V194ZM158 193V192H157ZM61 194V193H59ZM95 194V192H94ZM93 195V194H92ZM99 196V194H97ZM157 195V194H156ZM57 196V195H56ZM63 196V195H62ZM95 196V195H94ZM101 196V195H100ZM135 196V195H133ZM165 196V195H164ZM59 197V196H57ZM113 197V198H111ZM16 198V199H17ZM31 198V197H30ZM29 199V198H28ZM27 199V200H28ZM22 200V199H20ZM26 200V201H27ZM32 200V199H31ZM110 200V201H109ZM63 201V202H62ZM169 201V202H168ZM28 203L30 202L29 200L27 201ZM165 202H168L167 204H165ZM31 203V202H30ZM109 206V205H108ZM113 209H115V211H113ZM109 210V208H108ZM7 219V221H5V218ZM198 225V226H196ZM1 230V229H0ZM5 230V229H4ZM4 230H2V232H5ZM13 230V229H12ZM10 231V230H9ZM9 233V232H8ZM6 233V234H8ZM1 234V233H0ZM5 236V233H3ZM17 234V235H16ZM3 237V236H2ZM4 238V237H3ZM7 238V239H8ZM1 239V238H0ZM5 239V238H4ZM8 240V241H9ZM0 242H2L0 240ZM11 242V243H13ZM7 242H5L6 244ZM10 243V244H11ZM4 244V243H3ZM1 243V245H3ZM9 244V243H8ZM7 245V244H6ZM3 251V250H2ZM0 256H2V253L0 254ZM226 258V259H225ZM2 259V258H1Z\"/></svg>",
	"mask_w": 264,
	"mask_h": 264
},
{
	"label": "rangeland",
	"instance_id": "374dc122",
	"mask_svg": "<svg viewBox=\"0 0 264 264\" xmlns=\"http://www.w3.org/2000/svg\"><path fill=\"white\" fill-rule=\"evenodd\" d=\"M66 1V2H65ZM64 1V5H63V0L61 2V0H0V105L2 103V100H6L7 98V95H8V92L11 94L14 93L15 96L13 97V100L15 101L16 100V104L18 105V107H20V109L18 111H23V113H25L26 117H28L30 119L29 122L33 123L31 125V123H29V125L27 124V128L29 129L28 132L30 131V128L33 127V128H36L37 129L39 128V124H41L40 120L39 121V124H38V120L39 119H45V116L47 115V113H56L58 112L59 108H60V105L62 103V96L59 94V92H61L62 88H63V84L64 82L65 83H69L70 84H74L73 82H75L74 84V87L77 89V90H81V91H84V89H89V90H96L98 91L99 89L100 90H106V88H108L107 90L109 92H111V95H113L112 98L115 102V106L114 107H111V106H107L105 109H102V111L100 110L96 116V118H99L101 116L102 117H107L112 114L111 111L113 110L115 113L119 114V120L121 122L124 121V119H128L126 116L129 115V113H133V116L136 117L135 115H138L136 117V119L132 116L133 119L137 120V118L139 117L140 115V119H143L144 121H140L137 120V121H133V124L132 126L124 129L123 132H131L130 133V140L126 142V146L123 148L122 146H120L118 144V142H111L113 140L111 139H114L116 138V136H114V134H116V131H113L112 132V129H113V126H108L106 127V133L103 132V129H100V130H97L96 135L95 133L93 134L94 136L91 135V132L89 133L88 132V128L86 129V127H81L80 128V124L78 125V123H74L76 120H79L78 117L77 119L73 118L71 121L69 120V116L67 117L66 114H64V119L67 121V122H72L70 123V127L67 128V130H69L68 132H72L73 131V128H74V131L75 132H79L82 136H87L84 132H88L87 134H90L91 137H90V140L88 144V146L91 147V150L94 152L95 155H97V157L100 155V152H103L104 150V153H108L107 154V160H108V163H110V169L109 171L107 170H104L103 173L104 174H98V175H94V176H91V173L87 174L88 172H90L89 168L87 169V154L86 152H84L85 148H82V147H79L81 149L78 148V145H76V150L77 152L74 150L75 147L72 146V144H70V137L69 134H66L65 136L63 135V132L62 129L61 131H57L55 133H53V136L55 134H59V135H55L56 137H59L60 134V138L61 140H63V138H66V140H63V142L68 141V143H63L61 141V145L60 146H63V147H52L51 146V142L52 140L48 141L51 137H52V134H49L47 136H49L48 140L47 139H44L45 138V135H43L42 133H37L39 132V129L36 131V129L33 130L32 134L34 133V136L32 134H29L27 133L28 136H26L28 139L29 137L31 138L32 136L33 137H37L36 141L34 139L33 141V137L31 138V143H33L32 145H30L31 143H25V140L23 139L22 142L26 145V146H29V152H32L31 155L33 157V164L34 167H37L38 170H37V176H39L40 178H37L34 179L33 181V178H32V181L30 180L29 183H33V184H30L28 185V187L32 188V191H30V194H34L37 192V190L41 189H45V188H50L49 189V194L51 195H54L56 198H60L62 199L63 201L66 200V197L64 198V196H67V195H64L66 194L68 191H70V189H73L74 187H76L75 189H77L78 191L80 190L81 192H83V190L85 189L86 190V194H89L91 195V197H94L93 199H97V197H99V202L103 204V206L105 207V210L106 211H110L111 207H112V204L111 203H115V199L110 202H105L103 201L101 198H104V195L101 194L103 190V188H101L103 186V182L101 180H105V177L106 179L109 178L110 180H114V183H116V185H118L116 188V193L114 194V197L117 196L118 194L122 195L124 193V189H122L121 187H126V186H129L132 187L129 188L131 191H133V195L135 196H131L132 198L136 199L138 197L136 196H139V189H141L140 185H149L150 184V188L152 189L151 191H153L152 193H155L154 196L155 197H158L160 199V197L162 198V195L161 194H164L163 195V198L164 199L166 197L167 194L170 193H174V192H177L179 190L183 191V189L181 188H185V186L183 185L184 183V180H185V183L188 182V179L187 177L192 175L194 177H196L195 175H198V171L200 170L198 167L199 165H197L199 159H201V149H204V147L212 141H214L213 143L216 144L214 145L215 147H221V138H223L222 136L224 135V138L225 139L226 137H228L230 134L229 133H233V130L234 132L238 131V133L240 131H247L251 125V127H253L256 123V125H260L259 121L261 120L262 121V118H264V0H241L240 4L244 7V10H245V14L246 16L248 17V19L250 20L251 22V27L249 30L247 31H244V32H241L239 33L240 35L238 37H233L232 35L231 36H226V37H223V36H218L217 39H211L210 40V43L206 45V47H201L198 49V51H195L193 53H186L185 51H182L181 49H175L172 51V54L171 56H169V60H167V63L165 61H162V60H159L158 57L155 58V60H151V62H156L157 64L159 65H165V70L164 72L166 73L165 75L162 74L160 76H158L159 80H160V83H158V85H156L155 82H152L151 84L150 83H144V80L145 79H149V78H152V73L149 72V70L147 71L146 69L145 70H139L141 69V65L142 63L145 64V63H148L149 62V59H143V56L145 58V54L144 52L148 53L149 51L151 52V48L149 49L147 46L150 47V45H148V42H149V39H150V36H152L153 34H156V35H159V31L157 29V31H153L151 34L150 32L148 33V35L150 36H147V40L142 43H144V47L141 43V34H142V30H134L133 32V29H131V25L129 24L130 22H127L125 21V19L127 20H130L131 18L133 19L134 16H136L135 14V11L134 8L132 9L131 7L130 8H127L129 6V4H127V2L129 3L128 0H117L119 2H117V5L115 4L116 3V0H111V2H109V0H101V3L102 2H107L105 4L107 5H104V4H101L99 3L100 0H65ZM96 1V2H95ZM69 2V3H67ZM76 2H79L83 7L80 8V9H75L73 8V5L76 4ZM99 4H98V3ZM214 0H172L171 3L169 5H165L164 7H168L167 9H169V13L170 12H173L175 11L177 8L179 7H182L183 6H188V7H193L195 9L199 8H207L209 7L211 4H213ZM183 3V4H182ZM70 4V5H68ZM73 4V5H72ZM190 4V5H189ZM99 6L98 8L97 7H94V6ZM103 5V6H102ZM118 5H123V7H119ZM128 5V6H127ZM240 5V6H241ZM67 6V7H66ZM70 6V7H69ZM92 6V7H91ZM108 6V7H107ZM127 6V7H125ZM103 7V9L101 8ZM106 7V8H105ZM176 7V8H175ZM101 8V9H100ZM95 9V11H94ZM118 9V10H117ZM129 9V11H128ZM92 10V11H91ZM125 10L126 12V15H124L125 13ZM134 13H132L133 11ZM79 11V12H78ZM86 11V12H85ZM90 11V13H89ZM97 13V14H95ZM106 11V18L104 15H102L103 13H105ZM132 11V12H131ZM79 13V15L77 16V18L75 19H70V21L72 22H68V19H65V17L67 16H70L71 13ZM121 12H123L124 14L121 15ZM130 12V13H129ZM33 13H35V15H33ZM72 13V14H73ZM81 13V14H80ZM114 13H116V18H115V15ZM120 13V14H119ZM166 12L163 13V15L165 14ZM70 14V15H69ZM91 18H90V16ZM113 14V16L111 15ZM88 15V16H86ZM94 15V16H93ZM112 16L113 18L115 19H112V18H109V16ZM121 15V16H120ZM130 18L128 19L129 16ZM88 18H86V17ZM98 16V17H97ZM108 16V18H107ZM120 16V19L122 17V24L120 23V19L117 17ZM132 16V17H131ZM85 18V19H81V18ZM92 17H95V19H93ZM97 18V19H96ZM135 18V17H134ZM65 19V20H64ZM87 19V21H85ZM110 19V20H109ZM124 19V20H123ZM132 19L130 20L131 23H132ZM75 20V22H74ZM84 20V21H83ZM89 20V23L93 24L94 22L95 23H100V25H95V24H89L87 23ZM92 20V21H91ZM95 20V21H94ZM113 20V21H112ZM117 21V24L118 26L116 25V22ZM91 21V22H90ZM94 21V22H93ZM98 21V22H97ZM108 21H112V23L114 24V26L111 24V22L109 23ZM119 21V23H118ZM125 21V22H124ZM45 22H47V24L45 25ZM82 22V23H81ZM85 22V23H84ZM107 22L109 23V25L113 26V28H110V29H107L105 27H107V23L105 24L106 26L104 27V23ZM71 23V24H70ZM87 23V24H86ZM123 23H125L127 25V28L129 27L131 30H126L125 27L126 25ZM65 26L64 27H60V25H63ZM66 24V25H65ZM77 26H74L76 25ZM79 24V25H78ZM89 26V31L86 30V27ZM89 24V25H88ZM33 25H36L35 28H33L32 26ZM72 25V26H71ZM81 25V26H80ZM83 25V26H82ZM102 25V26H101ZM108 25V27H109ZM117 26V29L116 26ZM122 25V26H121ZM130 25V26H128ZM74 27H77V29H74ZM98 26V27H97ZM125 26V27H124ZM146 26V25H145ZM145 26H143L144 28H146ZM72 27V28H71ZM84 28V29H81V28ZM95 27V28H94ZM120 27V28H119ZM94 28V30L92 29ZM103 28V29H101ZM119 28V29H118ZM124 28V29H123ZM72 31H70V30ZM101 30H106V33L103 31V32H98V30L100 31ZM122 29V30H121ZM75 30H78V31H75ZM83 30H85L83 32ZM92 30V31H91ZM120 30V31H119ZM108 31V32H107ZM113 31V32H112ZM124 31V32H123ZM130 32V33H127ZM138 34H137V32ZM146 31V29H145ZM89 32V33H87ZM112 32V34L110 35V33ZM120 32V33H119ZM123 32V33H122ZM141 32V34H140ZM10 33H16V38H13ZM86 33V36L87 35H91V38L89 37H85V34ZM103 33V34H102ZM134 36H133V34ZM146 33V32H145ZM95 34V35H94ZM97 34V35H96ZM99 34V35H98ZM102 34V35H101ZM110 36H109V35ZM119 34V35H117ZM129 34V35H128ZM81 38V40L79 39V37ZM101 35V36H100ZM124 35V36H123ZM139 35V36H138ZM99 36V38H98ZM136 36V37H135ZM74 37V38H73ZM76 37V38H75ZM88 38L89 42L87 41V39L85 40L84 38ZM97 37V40L95 38ZM102 37V38H101ZM123 37V38H122ZM153 37V36H152ZM262 37V38H261ZM140 38V39H139ZM79 39V40H78ZM94 41L92 42L91 40ZM133 39V40H132ZM135 39V40H134ZM136 39L138 40L136 42ZM116 40V41H115ZM120 40V41H119ZM126 40V42H124ZM130 42H129V41ZM84 41V42H83ZM87 45L89 44V46L86 45V42ZM98 41V42H96ZM100 41H103L102 45L100 44L101 42ZM122 41V42H121ZM21 42V43H20ZM108 42V46H104V49L103 50V45H105V43L107 44ZM116 42V43H114ZM119 42V43H118ZM147 42V45L145 44ZM260 42V43H259ZM75 43V44H74ZM83 43V44H82ZM90 43L92 44V47L90 49ZM94 43V44H93ZM114 43L113 47L111 49L110 46L111 44ZM126 43V44H125ZM134 43V44H133ZM51 44V45H50ZM78 44V45H77ZM96 44V45H95ZM97 44L99 45V47L97 46ZM119 44L121 46V48H119ZM125 44V45H124ZM139 46H138V45ZM216 44V45H215ZM75 47H73V46ZM77 47H76V46ZM95 45V46H94ZM102 47H101V46ZM123 45V46H122ZM134 48L136 47V49L140 50V52H138V50H134ZM141 45V46H140ZM263 45V46H262ZM53 47V50H51ZM80 46L82 47H85L82 49L80 48ZM98 50L94 48V47ZM116 46V47H115ZM129 46V47H128ZM29 47V48H28ZM102 50H101V48ZM109 47V48H108ZM118 49H114V48H117ZM141 47V48H140ZM143 47V48H142ZM145 47L147 48V50L145 49ZM159 47V46H158ZM155 47V48L152 50L154 52V55H156L155 53H158L159 54V48H160V51L162 49V45H160V47ZM208 47V48H207ZM214 47V48H213ZM216 47V48H215ZM87 48L89 50H87ZM96 50L95 51H92L93 49ZM135 51L134 53H132L130 51ZM253 48V49H252ZM258 48V49H257ZM262 48V49H261ZM26 49V50H25ZM31 51H30V50ZM36 49V50H34ZM48 49V50H47ZM55 49V50H54ZM57 49H62V51H60L59 53L57 52ZM109 49L108 51L109 52H106V50ZM122 49V50H121ZM133 49V50H132ZM146 51H145V50ZM158 49V50H157ZM226 49V50H225ZM256 49V50H255ZM24 50L27 52V55H25L26 53H22L24 52ZM47 50V51H46ZM51 52H50V51ZM74 50H76L75 52H73ZM86 50V51H85ZM103 51V57H104V60L103 57L101 56L100 52ZM127 50V51H126ZM245 50V51H244ZM247 50H249L250 52L252 51V53H250L249 51L246 52ZM48 51L50 53H48ZM82 54H80V52ZM88 51V52H87ZM119 51V53L117 54V52ZM142 51V53H141ZM47 52L49 55H47ZM77 52V53H76ZM79 52V53H78ZM87 52V53H86ZM112 54L111 56L109 55H106L105 54ZM149 52V53H150ZM217 52V53H215ZM243 52L246 56L247 53H249V59L248 57H244L243 55ZM21 53H22V57H21ZM55 53V54H54ZM92 53V55H91ZM95 55H94V54ZM102 53V52H101ZM116 55H113L115 54ZM126 53V54H125ZM137 53V54H136ZM146 53V54H147ZM177 53H180V55H177ZM210 53V56H208V54ZM136 54V55H135ZM214 54V55H213ZM242 54V55H241ZM255 54V55H254ZM29 55V56H28ZM47 55V56H45ZM90 55V56H89ZM108 57V58H105V56ZM186 55L188 56L190 59H186V58H183V56ZM226 55V56H225ZM235 55V57H234ZM251 55L253 58H251ZM18 56V57H17ZM26 56V57H25ZM29 58H28V57ZM34 56V58H33ZM54 56V57H53ZM74 56V57H73ZM81 56V57H80ZM86 56V57H84ZM89 56V58H88ZM94 56L95 58H93L92 60L95 61L92 63V60H89L91 59V57ZM100 56V58H99ZM113 56V57H112ZM157 56V55H156ZM181 56V57H180ZM199 56V58H197ZM212 56V57H211ZM248 56V54H247ZM10 57V58H9ZM31 57V58H30ZM36 57V58H35ZM45 57V58H43ZM46 57H48L50 60L47 61ZM53 57V58H52ZM80 57V58H78ZM84 57V58H83ZM102 59L101 60H98V58ZM112 57V59H111ZM226 57V58H225ZM12 58V59H11ZM20 58V59H18ZM22 58V59H21ZM43 58V60H42ZM52 58V59H51ZM97 58V59H96ZM203 58V59H202ZM235 58V59H234ZM237 58V59H236ZM246 58V60L244 61L243 59ZM44 59L46 60V62L44 61ZM83 59V60H82ZM87 59V60H86ZM111 59V60H110ZM118 61H115L117 60ZM176 59V60H175ZM180 59V60H179ZM210 59V60H209ZM229 59V60H228ZM240 59V60H239ZM248 59V60H247ZM253 59V60H252ZM256 59V60H255ZM20 60H23L20 61ZM52 60V62H50ZM56 60V61H55ZM75 60V61H74ZM109 60V61H108ZM115 61L114 64L111 63V61ZM202 60V61H201ZM205 60V61H204ZM207 60V62H206ZM238 60V61H237ZM250 60V61H249ZM90 61L92 63V66L90 64ZM97 61V62H96ZM100 61V63H99ZM107 64L106 61H108V65H105ZM175 61V62H174ZM222 61V62H221ZM237 61V62H236ZM242 61H244L242 63ZM255 61V62H254ZM7 62V63H6ZM19 62V63H18ZM21 62V63H20ZM50 64H48V63ZM75 62V64L73 63ZM128 62V63H127ZM145 62V63H144ZM183 62V63H182ZM190 62V63H189ZM211 62V63H210ZM220 62V63H219ZM234 62V63H232ZM247 62V63H246ZM251 62V63H250ZM17 63L19 65H21L19 68L17 66ZM56 63V65H55ZM70 63V64H69ZM84 63V64H83ZM86 63V64H85ZM89 63V64H88ZM165 63V64H164ZM172 63H175L174 65ZM208 63V65H207ZM229 65H228V64ZM246 63V64H245ZM80 64V66H79ZM83 64V65H82ZM97 67H95L96 69H94V65ZM105 66H104V65ZM113 64V65H111ZM179 64L182 68H180ZM211 64V65H210ZM217 64V65H216ZM219 64V65H218ZM238 64V66H236ZM240 64V65H239ZM243 64V65H241ZM17 67H16V66ZM30 65V66H29ZM68 65V66H67ZM86 65V66H85ZM88 65V66H87ZM90 65V66H89ZM135 65V66H134ZM170 65V66H169ZM184 65V66H183ZM205 65V67H204ZM226 65V66H225ZM235 65V67H234ZM29 66V67H28ZM102 66V67H101ZM112 66V68H111ZM134 66V67H133ZM175 66V67H174ZM177 66V68H176ZM179 66V67H178ZM198 66V67H197ZM75 67V68H74ZM101 67V69H100ZM104 67V68H103ZM108 69H106V68ZM226 67V68H224ZM232 67V68H231ZM237 67V68H236ZM13 70H12V69ZM53 68H55V72H53ZM63 68V69H62ZM88 68V69H87ZM172 68V69H171ZM191 68V70H190ZM44 69V70H43ZM67 69V70H66ZM136 69V71L134 70ZM169 69V70H168ZM180 69H184V70H180ZM17 72H14L16 71ZM61 70V71H60ZM69 70V71H68ZM93 70V71H92ZM97 70H98V74L97 73ZM101 70V71H100ZM122 70V71H121ZM179 70V72H178ZM186 70V71H185ZM198 70V71H197ZM207 70V71H206ZM216 70V71H215ZM232 70V71H231ZM234 70V71H233ZM241 70V71H240ZM19 71V72H18ZM32 71V72H31ZM68 71V72H67ZM75 71V74L76 76L74 75V72ZM80 71V72H79ZM92 71V72H90ZM95 71V72H94ZM100 71V72H99ZM112 71V72H111ZM124 71V72H123ZM127 71V72H126ZM130 71V72H129ZM193 71V72H191ZM197 73H196V72ZM226 71V72H225ZM231 71V72H230ZM10 72V73H9ZM14 72V73H13ZM48 72V73H47ZM77 72V73H76ZM104 72V73H103ZM115 72V74H114ZM129 72V73H128ZM147 74H146V73ZM175 72V73H174ZM184 72V73H183ZM191 72V74H190ZM240 72V73H239ZM65 75H64V74ZM87 73V74H86ZM94 73V74H93ZM102 73L104 75H102ZM122 73V74H121ZM149 73V74H148ZM169 73V74H168ZM177 73V74H176ZM183 75H180L182 74ZM199 73H201L199 75ZM211 73V74H209ZM213 73V74H212ZM230 73V74H229ZM7 74V75H6ZM14 74V75H13ZM63 74V75H62ZM69 74V75H68ZM97 74V75H96ZM126 74V76H125ZM137 74V75H136ZM142 74V75H141ZM151 74V75H150ZM169 76H168V75ZM174 74V75H172ZM196 74V76H195ZM206 74V76H205ZM225 74V76H224ZM68 75V77H66ZM74 75V76H73ZM89 75V76H88ZM96 75V76H95ZM99 75H102L99 77ZM113 75V76H112ZM186 75V76H185ZM190 75V76H189ZM195 77H194V76ZM198 75V76H197ZM221 75V76H220ZM6 76L12 78V80H4L6 78ZM61 76H65V77H62ZM70 76V77H69ZM91 76V77H90ZM122 76V77H121ZM125 76V77H124ZM131 76V78H130ZM142 76V77H141ZM164 78H163V77ZM175 76V77H174ZM216 76V77H215ZM244 76V77H243ZM47 77V78H46ZM60 77V78H59ZM72 77V79H71ZM74 77V78H73ZM89 77V79H88ZM124 77V78H123ZM145 77V78H143ZM178 77V78H177ZM197 77V79H196ZM219 77V78H217ZM229 77V78H228ZM4 78V79H3ZM65 78V79H64ZM92 78V79H91ZM126 78V79H125ZM157 77H155L154 79H156ZM177 78V79H176ZM181 78V79H180ZM185 78V80H184ZM188 78H191V79H188ZM195 78V79H194ZM199 78V80H198ZM54 79L56 81H54ZM58 79V80H57ZM70 79V81H69ZM74 79V80H73ZM91 79V80H90ZM96 79V80H95ZM109 79V80H108ZM169 79V80H167ZM179 79V80H178ZM183 79V80H182ZM204 79V80H202ZM210 79V80H209ZM219 79V80H218ZM228 79V80H227ZM236 79V80H235ZM15 80V81H14ZM19 80V81H18ZM39 80V82H38ZM64 80V81H62ZM65 80L69 81V82H66ZM71 80H72V83H71ZM143 80V81H141ZM191 81V82H188ZM196 80V81H195ZM214 82H213V81ZM223 80V81H222ZM3 81V82H2ZM10 81V82H9ZM12 81V82H11ZM40 81L42 83H40ZM53 81L55 83H53ZM97 81V82H96ZM107 81V83H105ZM180 81V82H179ZM200 81V82H199ZM204 81V82H203ZM210 81V82H209ZM218 81V83H217ZM220 81V82H219ZM225 81V82H224ZM12 83L10 84L9 88H7V90H3L2 91V87H5L7 85V83ZM38 82V83H37ZM62 82V83H61ZM79 82V83H78ZM164 82H168V84L166 85V83L164 84ZM170 82V83H169ZM179 82V83H178ZM206 82V83H205ZM224 82V83H223ZM5 83V84H4ZM21 83V84H20ZM61 83V84H60ZM64 83V85H66ZM161 83H163V86ZM173 83V85H172ZM178 86H177V84ZM185 83V84H183ZM192 83V84H191ZM44 84V85H43ZM89 84V85H88ZM106 84V85H105ZM148 84V85H147ZM170 84V85H169ZM183 84V85H182ZM207 84V85H206ZM210 84H213L212 86ZM217 84L221 85V86H218ZM4 85V86H3ZM49 85V86H48ZM79 85V86H78ZM109 85V86H108ZM153 85V86H152ZM169 85V86H168ZM187 85V86H186ZM191 85H194L193 87H191ZM214 85H215V88H214ZM60 86H62L60 88ZM82 86V88H80ZM91 86V87H90ZM104 86V87H103ZM141 86V87H140ZM147 86V87H146ZM149 86V87H148ZM203 86V87H200ZM217 86V87H216ZM43 87V88H41ZM50 87V89H49ZM100 87V88H99ZM103 87V88H102ZM119 87H123V88H119ZM133 87V89H132ZM136 87V89H134ZM153 87V88H152ZM164 87V88H163ZM169 87V88H167ZM179 87L181 89H179ZM206 87V88H205ZM208 87H210V90L207 89ZM213 87V88H211ZM222 87V88H220ZM50 90V93L49 91L47 92L48 89ZM53 88V89H51ZM80 88V89H78ZM84 88V89H83ZM102 88V89H101ZM172 88V89H170ZM190 88V89H189ZM195 90H193V89ZM197 88V89H196ZM32 89V90H31ZM37 89V90H36ZM55 89V90H54ZM61 89V90H60ZM161 89H162V92H161ZM164 89V90H163ZM166 89V91H165ZM170 89V90H168ZM179 89V90H178ZM214 89V90H213ZM14 90V91H13ZM42 90V91H41ZM99 90V91H100ZM103 90V91H104ZM132 90V91H130ZM152 90V92H151ZM198 90V92H197ZM16 91V92H15ZM118 91V92H117ZM171 91V92H170ZM206 91V92H205ZM31 92V93H29ZM52 92V93H51ZM133 92V93H132ZM137 92V93H135ZM140 92V93H139ZM169 92V94H168ZM182 92V93H181ZM207 92L208 93V96H207ZM212 92V93H211ZM218 92V93H216ZM54 93L56 94L55 97L56 99H50L53 98L54 96ZM117 93V94H115ZM129 93V94H128ZM145 93V94H144ZM156 93V94H155ZM162 93V94H161ZM200 93V94H199ZM204 93V95H203ZM116 96H115V95ZM121 94V96L119 95ZM133 96H131V95ZM161 94V95H160ZM168 94V96H167ZM173 94V95H172ZM214 94V95H212ZM222 96H221V95ZM225 94V95H224ZM249 94V95H248ZM2 95V96H1ZM49 95V96H48ZM202 95V96H201ZM210 95V96H209ZM218 95V96H217ZM5 96V97H4ZM38 96V97H37ZM127 96V97H126ZM170 96V97H169ZM177 96V98H176ZM196 96V97H195ZM200 96V97H199ZM36 97V98H35ZM42 97V99H41ZM116 97V98H115ZM120 99V101L118 100V103H117V100L115 101V99ZM125 97V98H124ZM160 97V98H159ZM168 97V100L167 98ZM203 97V98H202ZM207 100H206V98ZM20 98V100H19ZM143 98V99H142ZM154 98V99H153ZM174 98V99H173ZM210 98V99H209ZM2 99V100H1ZM49 99V100H48ZM124 102H122L123 100ZM153 99V100H152ZM164 102H163V100ZM200 99V100H198ZM204 99V101H202ZM32 100V101H31ZM44 100H48V101H44ZM125 100H132V101H129V102H132L131 104L128 103L125 101ZM161 102H160V101ZM167 100V101H166ZM179 100V102H178ZM197 100V101H196ZM214 100V101H213ZM225 100V101H224ZM43 101V102H42ZM149 101V102H148ZM157 101L159 103H157ZM166 101V103H165ZM171 101V102H170ZM216 101V102H215ZM18 102V103H17ZM26 102V103H25ZM32 104H31V103ZM35 102V104H34ZM45 102V103H44ZM61 102V103H60ZM120 102L124 103L122 105L120 104ZM170 102V103H169ZM188 102V103H187ZM30 103V106H28ZM52 103V104H51ZM118 105H117V104ZM142 103V104H141ZM147 103V104H146ZM157 103V104H156ZM165 103V104H163ZM198 103V104H197ZM202 103V105H201ZM204 103V104H203ZM212 103V104H210ZM216 103V104H215ZM23 104H26V105H23ZM60 104V105H59ZM120 104V105H119ZM129 104H130V107L132 106V108H130L131 111H129ZM159 104V105H158ZM36 105V106H34ZM183 105V106H182ZM208 105V106H207ZM215 105V106H214ZM228 105V106H227ZM5 106V103L0 106V107H4ZM44 106V107H43ZM49 106V107H48ZM56 106V107H55ZM128 108H127V107ZM161 106V107H160ZM185 106V107H184ZM201 106L203 108H201ZM25 107V109H22V108ZM27 107H29V109H27ZM121 107V108H120ZM160 107V108H159ZM180 107V108H179ZM14 109V107H12ZM34 108V109H33ZM127 108V109H125ZM146 108V109H145ZM180 110H179V109ZM186 108V109H185ZM198 108V109H197ZM209 108V109H208ZM256 108V109H255ZM110 109V110H109ZM141 109V110H140ZM159 109V110H158ZM188 109V111H187ZM207 109V110H206ZM27 110H28V113H27ZM37 110H41L43 111L44 115H41V111L40 112H37ZM106 110V111H105ZM129 111L128 114H124V113H127V111ZM151 110V111H150ZM161 110V111H160ZM184 112H179L181 111ZM205 112H204V111ZM242 110V111H241ZM32 111V112H31ZM46 111V112H45ZM52 111V112H51ZM55 111V112H54ZM104 111V112H103ZM186 111V112H185ZM122 112V114H121ZM137 112V113H136ZM157 112V113H156ZM160 112V113H158ZM211 112V113H210ZM34 113V114H33ZM40 113V115H39ZM180 113V114H179ZM203 113V114H202ZM206 113V114H205ZM38 114V115H37ZM43 114V113H42ZM48 114V115H49ZM135 114V115H134ZM162 114V115H161ZM178 114V115H177ZM189 114V115H188ZM6 115V114H5ZM4 118L1 116L0 118L4 119V120H8L10 119L9 116L11 114H7V116ZM9 115V116H8ZM20 115V114H19ZM35 115V116H33ZM51 116V119L53 120L54 117ZM124 115V116H123ZM126 115V116H125ZM153 115V116H152ZM187 118L189 117L188 119H186L184 116ZM241 115V117H239ZM21 116V115H20ZM38 120H36L37 117ZM41 116V117H40ZM50 116H46V118L48 120H51L50 119ZM123 116V117H121ZM158 116V118H157ZM166 116V117H165ZM178 116V118L176 117ZM181 116V117H180ZM207 116V117H206ZM254 116V117H253ZM8 117V118H7ZM14 117H16V115H14ZM25 117V116H24ZM25 117V118H26ZM35 117V118H34ZM44 117V118H43ZM183 117L185 119H183ZM206 117V118H205ZM225 117V118H224ZM259 117V118H258ZM35 120H34V119ZM68 118V119H66ZM70 118V119H71ZM130 118V117H129ZM131 118V119H132ZM163 118V119H162ZM169 118V119H168ZM180 118V121L178 120ZM183 120H182V119ZM196 118V119H195ZM20 118H18V121H19ZM27 119V118H26ZM33 119V121H32ZM45 119L44 121H42V123H45V121L47 120ZM159 119V120H157ZM193 119V120H192ZM239 122H238V120ZM248 119V120H247ZM257 119L259 121H257ZM1 120V119H0ZM15 120H17L15 118ZM24 120V118H21L20 121ZM47 120V121H48ZM149 120V121H148ZM153 120V121H152ZM173 123H172V121ZM182 120V121H181ZM237 120V122H236ZM256 120V122H255ZM37 123H35V122ZM46 121V122H47ZM132 121V120H131ZM162 121H165V122H162ZM229 121V122H228ZM250 121H254L252 123H250ZM27 122V121H26ZM161 122V123H160ZM180 122H182L180 124ZM189 122V123H188ZM198 122V123H197ZM203 122V123H201ZM211 122V123H209ZM217 122V123H216ZM146 123V124H144ZM166 125H165V124ZM197 123V124H196ZM200 123V124H199ZM231 123V124H230ZM235 123L236 125H238L236 128H235ZM262 123V122H261ZM71 124H74V125H78L77 127L74 125L71 126ZM144 124V125H143ZM189 124V125H188ZM234 124V125H233ZM242 126H241V125ZM250 124V125H249ZM35 125V127H34ZM170 125V126H169ZM185 125V126H184ZM203 125V126H201ZM227 125H229L227 127ZM30 126V127H28ZM69 126V125H68ZM67 126V127H68ZM124 126H126L124 124ZM135 126V127H134ZM148 126V127H147ZM169 126V127H167ZM174 126V127H173ZM184 126V127H183ZM193 126V127H192ZM233 126V127H232ZM72 127V128H71ZM89 127V126H88ZM177 127V128H176ZM183 127V128H182ZM201 127V128H200ZM215 127V128H214ZM227 127V128H225ZM255 127V126H254ZM72 130H71V129ZM76 128V129H75ZM79 128H80V131H79ZM141 130H140V129ZM181 130H180V129ZM219 128V130H218ZM230 128H231V131H230ZM235 128V129H233ZM1 129V127H0ZM32 129V128H31ZM172 129H176L178 131L174 132ZM215 129V130H214ZM224 129V130H223ZM239 129V130H238ZM245 129V130H244ZM47 130V129H46ZM49 130V129H48ZM67 130H64L63 131H67ZM85 130V131H84ZM169 130V131H168ZM223 130V131H222ZM82 131V132H81ZM168 131V132H167ZM172 131V132H171ZM181 131V132H180ZM193 131V132H192ZM221 131V132H220ZM230 131V132H229ZM2 131L0 130V133ZM30 132V133H31ZM60 132V133H58ZM67 132V133H68ZM145 132V133H144ZM168 134H167V133ZM179 132V133H177ZM189 132V133H188ZM205 132V133H204ZM216 132V133H214ZM227 132V133H226ZM83 133V134H82ZM103 133V135H102ZM104 133H105V136H104ZM173 133V135H172ZM184 133V134H183ZM211 133L215 134V135H212ZM224 133V134H222ZM226 133V134H225ZM38 136H37V135ZM43 136V138H41L39 135ZM65 134V133H64ZM78 134V135H80ZM163 134V135H162ZM167 134V135H166ZM176 134V135H175ZM217 134V135H216ZM220 134V136L218 135ZM30 135V136H29ZM32 135V136H31ZM36 135V136H35ZM147 135V137H146ZM159 135V136H158ZM212 135V136H211ZM3 136H4V132L2 134H0V142L3 140ZM54 136V140L53 142L56 141L57 143V139ZM145 136V138H144ZM149 136V137H148ZM151 136V137H150ZM173 136V137H172ZM175 136V137H174ZM209 136V138H207ZM218 136V137H217ZM6 138H8L7 136H5ZM94 137V138H93ZM106 137V138H104ZM109 137H110V140H109ZM158 137V138H157ZM180 137V138H179ZM212 139H211V138ZM47 138V137H46ZM152 138V139H151ZM160 138V139H159ZM170 138V139H169ZM173 138V139H172ZM175 138V139H174ZM178 138V139H177ZM216 140H215V139ZM16 139V137H15ZM42 139L43 142H45V146H43V142H42ZM92 139V140H91ZM96 139V140H95ZM181 139V140H180ZM203 139V140H202ZM214 139V140H213ZM221 139V140H219ZM13 140V139H11ZM133 140L136 142L134 145L132 144L133 143ZM205 140H210V142L208 141H205ZM220 142H219V141ZM38 141V145H40L38 147L37 143ZM40 141V142H39ZM48 141V142H46ZM141 141V142H140ZM143 141V142H142ZM168 141V142H167ZM216 141V142H215ZM218 141V142H217ZM35 142V143H34ZM50 142V143H49ZM111 142V143H110ZM202 142V143H201ZM41 143V144H39ZM47 143L49 144L47 145ZM141 143V144H140ZM184 143V144H183ZM190 143V144H189ZM204 143V145H203ZM28 144V145H27ZM37 146H35V145ZM43 144V145H42ZM93 144V145H92ZM113 144H117L116 146H113ZM137 144V145H136ZM218 144V145H217ZM220 144V145H219ZM47 145V146H46ZM105 145V146H104ZM193 145V146H192ZM196 145V146H194ZM66 146V147H64ZM69 146V147H68ZM72 146V147H70ZM104 146V147H103ZM201 146V147H200ZM204 146V147H203ZM210 146V144H209ZM213 146V148H215ZM42 147V149H41ZM48 147V148H47ZM95 148L97 151L95 152L94 148ZM182 147V148H181ZM191 147V148H189ZM195 147V148H194ZM203 147V148H202ZM211 147H212V143H211ZM47 148V149H46ZM53 148L55 149L54 151ZM59 148V149H58ZM68 148V149H66ZM71 148V149H70ZM94 150H93V149ZM105 148V149H103ZM162 148V149H161ZM173 148V149H172ZM177 148V149H176ZM189 148V149H188ZM198 148V149H197ZM40 149V150H39ZM45 149V150H44ZM50 149V150H49ZM52 149V150H51ZM59 150L56 152V150ZM64 149V150H62ZM100 149V150H99ZM131 149V150H130ZM167 149V150H166ZM196 150L195 151L196 153H194L195 155L197 154L198 150L200 151L197 155L199 156L198 160L197 158H195V155L191 156L192 153V150ZM206 149V148H205ZM36 150V151H35ZM43 152H42V151ZM61 150V151H60ZM67 150H70V151H67ZM74 150L75 153L72 151ZM81 150H84V151H81ZM99 150V151H98ZM107 150V151H106ZM130 150V151H129ZM133 150V151H132ZM139 150V151H138ZM156 150V152H155ZM187 150V151H186ZM190 150V152H189ZM213 150V149H212ZM63 151V152H62ZM152 153H151V152ZM178 151V152H177ZM49 155H48V153ZM73 152V153H72ZM79 152V153H78ZM83 153V157H84V154H85V159L82 158V153ZM116 154H115V153ZM124 154H122V153ZM185 152V153H184ZM194 152V151H193ZM67 153V154H66ZM72 155H71V154ZM76 153H78L76 155ZM129 153V154H128ZM144 153V154H143ZM187 153L189 155H187ZM191 153V154H190ZM47 154V155H46ZM52 156H51V155ZM81 156H80V155ZM131 154V155H130ZM133 154V155H132ZM139 154V155H138ZM147 154V155H146ZM40 155H41V160L40 162L39 159H40ZM43 155V156H42ZM54 155V156H53ZM59 155V156H58ZM67 155V156H66ZM127 155V156H126ZM140 155L142 157V159L140 160ZM154 155V156H153ZM185 155V156H184ZM187 155V156H186ZM39 157V159L37 157ZM46 156V157H45ZM50 156V157H49ZM71 156V157H70ZM83 159H78L80 158ZM112 156V157H111ZM131 156L133 158H131ZM135 156V157H134ZM165 156V157H164ZM188 156L190 159H188ZM59 157V158H58ZM78 157V158H77ZM110 157V158H109ZM139 157V158H138ZM161 157V158H160ZM184 157V158H183ZM37 158V160H36ZM44 158V159H43ZM48 160H47V159ZM59 160H57V159ZM65 158V159H63ZM75 158V159H74ZM146 158V159H144ZM178 158V159H177ZM188 160H187V159ZM71 159V160H70ZM136 159V160H135ZM185 159V160H183ZM191 159H194V161H190ZM196 159V161H195ZM47 160V161H46ZM53 160V161H52ZM67 162H66V161ZM79 160V162H78ZM81 160V162H80ZM85 160V161H84ZM32 161V160H30ZM56 161V162H55ZM59 161V162H58ZM61 161V162H60ZM65 161V162H63ZM70 161V162H69ZM76 161V162H75ZM132 161V162H131ZM145 161V162H144ZM152 163H151V162ZM155 161V162H153ZM179 161V162H178ZM189 161V162H188ZM50 162V163H48ZM55 162V163H53ZM70 164H69V163ZM75 162V163H73ZM78 162V163H77ZM85 162V164H84ZM147 162V163H146ZM158 162V163H157ZM175 162H177L176 164H180V165H175ZM184 162V164L182 163ZM187 162V163H185ZM191 162L195 163L192 165L190 164ZM41 166H39V164ZM42 163V164H41ZM67 163V164H66ZM138 163V164H137ZM143 163V164H141ZM154 163V164H153ZM157 163V164H155ZM189 163V164H188ZM54 164V165H52ZM75 164V166H74ZM79 166H77V165ZM86 165V167L84 165ZM124 164V165H123ZM132 164V165H131ZM137 164V165H136ZM141 164V165H140ZM183 164V165H182ZM190 165L191 168L188 169V166ZM59 165V166H57ZM72 165V167H71ZM82 165V167H81ZM134 165V166H133ZM145 165V166H144ZM151 165H152V168H151ZM155 165V167H154ZM158 165V167L156 166ZM175 169H173L174 167ZM194 165V167H193ZM40 168H39V167ZM56 166V168H55ZM64 166V167H63ZM71 169H70V167ZM143 168H142V167ZM49 167V168H48ZM53 169H52V168ZM59 167V168H57ZM75 167V170H73ZM86 168V171L87 173H85V169L83 168ZM125 167V168H124ZM132 167V168H131ZM135 167V168H134ZM178 170H177V168ZM180 167V168H179ZM63 168V169H62ZM65 168V169H64ZM69 169V170H66V169ZM73 168V169H72ZM80 168V169H79ZM135 170H134V169ZM139 168V169H138ZM142 168V169H141ZM155 170H154V169ZM158 168V169H157ZM173 170H172V169ZM187 168V170H186ZM51 169V170H50ZM56 169V170H55ZM129 169H131L129 171ZM137 169V170H136ZM141 169V170H140ZM148 169V171H147ZM157 169V170H156ZM184 169V170H183ZM196 169H197V173H196ZM42 172H41V171ZM51 171L49 172L51 174V176H49V173H45L47 171ZM52 170H55V171H52ZM59 170V171H58ZM61 170V171H60ZM72 170V171H70ZM79 172H76L78 171ZM112 170V171H110ZM134 170V171H133ZM163 170V172H162ZM195 172H192L194 171ZM80 171H84L83 173H81ZM115 171V172H114ZM131 173H129V172ZM132 171V172H131ZM173 171V173H172ZM41 172V173H40ZM55 173L54 175V178H53V174ZM69 172V173H68ZM71 172H74V173H71ZM111 172V173H110ZM127 172V173H126ZM157 172V174H155ZM160 172V174H159ZM191 172V174H190ZM35 173V174H36ZM41 175H40V174ZM60 173V174H59ZM63 173V174H62ZM85 173V174H84ZM123 173V174H122ZM134 173V174H132ZM165 173V174H164ZM179 173V174H178ZM188 173V174H187ZM196 173V174H195ZM69 175V178L67 179V176L66 175ZM73 174V175H72ZM138 174V176H137ZM146 174V175H145ZM173 174V175H172ZM180 177H178L177 175ZM180 174L183 176L181 177ZM190 174V175H189ZM43 175V176H42ZM58 175V176H57ZM61 175V176H60ZM116 175V176H115ZM127 175H129L130 177H132L130 179L129 182H132L129 183V185H126L128 183L127 179L129 180L130 177H128ZM63 176L65 177L64 180L61 179L63 178ZM88 176V177H87ZM143 176V177H142ZM164 176V177H163ZM93 179H92V178ZM118 177V178H117ZM127 177V179H125ZM152 177H155V180L154 178ZM163 177V178H162ZM179 179H178V178ZM186 179H185V178ZM54 180V181H50L49 180ZM53 178V179H51ZM58 178V179H57ZM99 178V179H97ZM103 178V179H102ZM135 178V179H134ZM150 178V179H149ZM182 178V179H181ZM184 178V180H183ZM41 179V180H40ZM60 180V181H56V180ZM97 179V180H96ZM138 179H140L143 183H141V181L139 180L138 182ZM145 179V180H144ZM148 179V180H147ZM166 181H165V180ZM46 180V181H44ZM78 180V181H77ZM116 180V181H115ZM154 180V181H153ZM183 180V181H182ZM38 181H39V184H38ZM56 183L54 184L53 182ZM62 181V183H61ZM121 181V182H120ZM126 181L125 185L123 184L124 182ZM36 184H35V183ZM48 184H46V183ZM50 182V184H49ZM60 182V183H59ZM68 182V183H67ZM137 182V183H136ZM148 182V184H147ZM152 182H156V184H153ZM53 183V184H52ZM73 184V185H69L67 186L69 188V190L67 188L64 189V187H66V184ZM99 183H102V186L101 184ZM152 183V184H151ZM162 183V184H161ZM42 184H45V185H42ZM60 184H64V186L62 187V185ZM76 184V186H75ZM136 184V185H135ZM33 185H34V189H33ZM37 185V189H36V192H35V188ZM39 185H41L39 187ZM53 185H58L57 189H56V186L53 187ZM101 187H100V186ZM135 185V186H134ZM138 185V187H137ZM152 185H154L153 187L155 189H153ZM156 185V187H155ZM159 185V186H158ZM162 185V186H161ZM169 185V186H168ZM175 185V188L174 186ZM49 186V187H48ZM74 186V187H73ZM90 186V187H89ZM184 186V187H183ZM39 187V188H38ZM52 187V188H51ZM94 187H95V190H94ZM100 187V188H98ZM135 187V188H133ZM159 187V190L156 192V190L158 189ZM161 187V188H160ZM172 189H171V188ZM178 187V189H177ZM29 188V190H31ZM53 191H51L52 189H54ZM63 188V189H62ZM83 188V189H82ZM133 188V190H132ZM157 188V189H156ZM168 188L170 189L168 191ZM60 189V190H59ZM82 189V190H81ZM100 189V191H96ZM175 189V190H174ZM59 190V191H58ZM63 190V191H62ZM84 190V191H85ZM94 190V191H93ZM119 190V191H118ZM123 190V191H122ZM166 190V191H164ZM174 190V191H173ZM46 191V189H45ZM61 191V192H60ZM64 191H67V192H64ZM118 191V193H117ZM164 191V192H163ZM34 192V193H33ZM47 192V191H46ZM47 192V193H48ZM54 192V193H53ZM57 192V194L55 193ZM61 194H59V193ZM95 192V194H94ZM16 193L18 194V192L16 191L15 194L11 197V200L13 201V203L15 204V200H18V196L19 195H16ZM84 193V192H83ZM84 193V194H85ZM167 193V194H166ZM68 194V193H67ZM93 194V195H92ZM99 194V196L97 195ZM151 194V193H150ZM157 194V195H156ZM59 197H57V196ZM63 195V196H62ZM95 195V196H94ZM101 195V196H100ZM152 195V194H151ZM28 196V195H27ZM27 196L25 197H22V198H19V201H23L25 200L23 203L24 204H28V207L31 208L32 206L35 205V203L39 202L37 199V197L34 195L30 196L29 195V201L31 202H27L28 200L25 199ZM15 197V198H14ZM18 197V198H17ZM31 197V198H30ZM136 197V198H135ZM13 198L15 200H13ZM17 198V199H16ZM35 198V199H34ZM113 198V197H111ZM22 199V200H20ZM32 199V200H31ZM36 200V201H33ZM58 200L59 202H61V200ZM162 199H160L161 201H163ZM27 200V201H26ZM165 201H167V198L164 199ZM62 201V202H63ZM110 201V200H109ZM169 202V201H168ZM168 202H165V204H167ZM31 204H33L31 206ZM109 205V206H108ZM109 208V210H108ZM1 210V209H0ZM7 211V210H6ZM4 208H2L1 210V213L3 212L5 217H6V212ZM113 211H115V209H113ZM111 212V211H110ZM4 217V218H5ZM1 218V216H0ZM5 221H7V219L5 218L4 219ZM7 222H0V240L2 242H0V254L2 253V256H0V263H2V260H3V256H4V251H7V249H4L5 247L10 249L11 247H15L14 246V242L9 238H10V232H14L16 233L15 231V228L12 227L13 224H10L12 225L11 228L10 226H7ZM198 226V225H196ZM5 229V230H4ZM13 229V230H12ZM2 230H4L5 232H2ZM10 230V231H9ZM9 232V233H8ZM5 233V236L4 234ZM8 233V234H6ZM17 235V234H16ZM5 238H3V237ZM8 236V237H6ZM8 238V239H7ZM9 240V241H8ZM5 242H7L5 244ZM13 242V243H11ZM1 243L3 245H1ZM9 243V244H8ZM11 243V244H10ZM11 247H10V246ZM4 248H3V247ZM10 247V248H9ZM3 250V251H2ZM2 258V259H1Z\"/></svg>",
	"mask_w": 264,
	"mask_h": 264
},
{
	"label": "clouds",
	"instance_id": "9594fccd",
	"mask_svg": "<svg viewBox=\"0 0 264 264\" xmlns=\"http://www.w3.org/2000/svg\"><path fill=\"white\" fill-rule=\"evenodd\" d=\"M37 249L35 264H126L123 257H107L101 236L89 226L86 208L64 227L41 237ZM240 249L243 255L239 264H264V198L261 216L240 241ZM207 264H219V261L211 260Z\"/></svg>",
	"mask_w": 264,
	"mask_h": 264
},
{
	"label": "snow or ice",
	"instance_id": "6c2138e0",
	"mask_svg": "<svg viewBox=\"0 0 264 264\" xmlns=\"http://www.w3.org/2000/svg\"><path fill=\"white\" fill-rule=\"evenodd\" d=\"M119 7H123V5H118ZM73 8H75V9H80V8H82V5L79 3V2H77L76 4H74L73 5ZM33 15H35V13H33ZM79 15V13H76V14H74V16H73V18L75 19V18H77V16ZM102 15H104L105 16V18H106V13H103ZM47 24V22H45V25ZM33 28H35L36 27V25H33L32 26ZM60 27H64V25H60ZM10 35L13 37V38H16V33H10ZM60 51H62V49H57V52L59 53ZM53 70L55 71V68H53ZM47 78V77H46ZM105 83H107V81L105 82ZM53 99H56V97L54 96L53 97Z\"/></svg>",
	"mask_w": 264,
	"mask_h": 264
}]
</instances>
